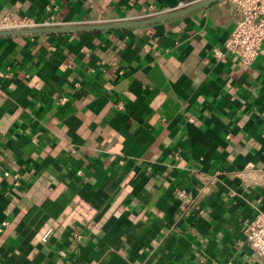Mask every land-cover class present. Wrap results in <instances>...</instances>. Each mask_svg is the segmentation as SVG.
I'll return each mask as SVG.
<instances>
[{"label":"crops","instance_id":"0c3cea01","mask_svg":"<svg viewBox=\"0 0 264 264\" xmlns=\"http://www.w3.org/2000/svg\"><path fill=\"white\" fill-rule=\"evenodd\" d=\"M179 1L0 0V16L104 24ZM233 11L0 35V264H264L243 234L264 215V42L249 66L215 58Z\"/></svg>","mask_w":264,"mask_h":264},{"label":"built area","instance_id":"2783aa9c","mask_svg":"<svg viewBox=\"0 0 264 264\" xmlns=\"http://www.w3.org/2000/svg\"><path fill=\"white\" fill-rule=\"evenodd\" d=\"M230 1L234 5L233 12L237 16L236 21L224 39L222 48L215 46L211 49V52L217 59L223 57L225 53H230L237 57L243 65L249 66L257 58L261 45L264 42V0ZM193 3L195 2L181 0L172 7L168 6L161 9L153 7L146 17L179 10ZM45 9L47 17L42 20L29 16L17 18L9 15L0 16V32L59 25L60 22L55 17L51 6L47 5ZM3 175L11 178L14 187L20 186V180L16 174L11 175L8 171H4ZM174 193L179 198L184 197L186 194L184 190H175ZM5 224L6 222L1 223L0 230ZM50 232L51 229H47L41 235V241H46ZM243 234L253 254L264 259V215L257 214L252 219L244 220Z\"/></svg>","mask_w":264,"mask_h":264},{"label":"water","instance_id":"95a60500","mask_svg":"<svg viewBox=\"0 0 264 264\" xmlns=\"http://www.w3.org/2000/svg\"><path fill=\"white\" fill-rule=\"evenodd\" d=\"M219 0H200L193 3L185 8L175 10L172 12L161 13L155 16H150L138 20H123L113 23L104 24H87V25H60V26H50V27H39L31 29H18L10 31H2L0 35L5 34H25V33H40V32H66V31H81V30H112V29H122L141 25H147L151 23H156L160 21H165L171 18H175L184 14L191 13L193 11L202 9L210 4H213Z\"/></svg>","mask_w":264,"mask_h":264}]
</instances>
